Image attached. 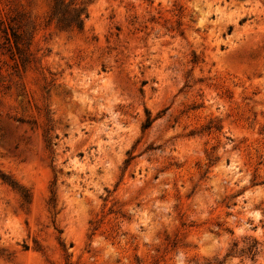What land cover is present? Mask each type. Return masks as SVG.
<instances>
[{
  "label": "rangeland",
  "instance_id": "374dc122",
  "mask_svg": "<svg viewBox=\"0 0 264 264\" xmlns=\"http://www.w3.org/2000/svg\"><path fill=\"white\" fill-rule=\"evenodd\" d=\"M53 3L0 0V264H264V0Z\"/></svg>",
  "mask_w": 264,
  "mask_h": 264
},
{
  "label": "trees",
  "instance_id": "16d2710c",
  "mask_svg": "<svg viewBox=\"0 0 264 264\" xmlns=\"http://www.w3.org/2000/svg\"><path fill=\"white\" fill-rule=\"evenodd\" d=\"M87 5L88 0H54L51 16L61 28L82 30L84 28L85 19L89 15ZM151 122L152 118L149 116L145 123V127L149 126ZM0 176L5 181L9 179L8 176L1 171ZM255 248L256 245H252L249 248V252L253 255L255 254Z\"/></svg>",
  "mask_w": 264,
  "mask_h": 264
}]
</instances>
